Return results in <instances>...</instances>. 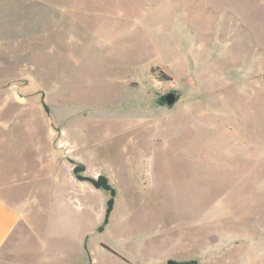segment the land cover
Instances as JSON below:
<instances>
[{
	"label": "rangeland",
	"instance_id": "1",
	"mask_svg": "<svg viewBox=\"0 0 264 264\" xmlns=\"http://www.w3.org/2000/svg\"><path fill=\"white\" fill-rule=\"evenodd\" d=\"M0 200L63 264H264V0H0Z\"/></svg>",
	"mask_w": 264,
	"mask_h": 264
},
{
	"label": "crops",
	"instance_id": "2",
	"mask_svg": "<svg viewBox=\"0 0 264 264\" xmlns=\"http://www.w3.org/2000/svg\"><path fill=\"white\" fill-rule=\"evenodd\" d=\"M56 194L57 190L55 185L48 189L49 202L56 203ZM66 204L71 211L72 205L69 203ZM47 208L48 210L43 211V215L47 222L46 231L50 235L55 229V224L52 219L51 203ZM22 211V207H11L0 200V264H63V261H61L62 259H58V257H62L63 254L65 256L64 260L66 258L70 260L71 256L68 258L66 257V253L58 252L55 248L52 249L48 247L45 240L36 241L33 247L27 246L31 237L29 235L25 236L24 233L30 232L32 228H30L29 223L25 221ZM67 221L68 219H65L64 224L63 222L61 223V227H63ZM66 264L70 263L68 262Z\"/></svg>",
	"mask_w": 264,
	"mask_h": 264
},
{
	"label": "trees",
	"instance_id": "3",
	"mask_svg": "<svg viewBox=\"0 0 264 264\" xmlns=\"http://www.w3.org/2000/svg\"><path fill=\"white\" fill-rule=\"evenodd\" d=\"M83 171H84L83 165L81 164L74 165L72 169V173L74 177L76 178V180L82 181V182H88L93 188L103 190L109 195V198L107 199L106 204H105L104 220H103L102 225L98 228V232H100L103 229V227L107 224L109 214L112 211L113 201H114V196H115V189L110 184L107 177H105L104 175H98L96 178L86 177L80 174Z\"/></svg>",
	"mask_w": 264,
	"mask_h": 264
},
{
	"label": "water",
	"instance_id": "4",
	"mask_svg": "<svg viewBox=\"0 0 264 264\" xmlns=\"http://www.w3.org/2000/svg\"><path fill=\"white\" fill-rule=\"evenodd\" d=\"M163 98H164V103L166 107L170 109L179 101L180 95L176 93L175 90H170L164 95ZM198 263L199 261L197 258L190 259V260H175V259L169 258L166 260L165 264H198Z\"/></svg>",
	"mask_w": 264,
	"mask_h": 264
}]
</instances>
